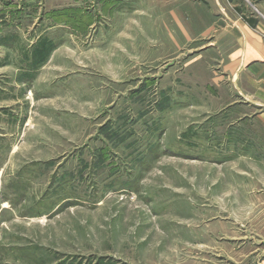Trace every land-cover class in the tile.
Here are the masks:
<instances>
[{"label": "rangeland", "instance_id": "rangeland-1", "mask_svg": "<svg viewBox=\"0 0 264 264\" xmlns=\"http://www.w3.org/2000/svg\"><path fill=\"white\" fill-rule=\"evenodd\" d=\"M211 1L264 22V0H0L38 47L0 110V264H264V130L207 120Z\"/></svg>", "mask_w": 264, "mask_h": 264}, {"label": "crops", "instance_id": "crops-1", "mask_svg": "<svg viewBox=\"0 0 264 264\" xmlns=\"http://www.w3.org/2000/svg\"><path fill=\"white\" fill-rule=\"evenodd\" d=\"M110 2L118 5L120 0ZM208 3L213 12L206 20L207 50H211L209 56L221 57L206 69L207 120L223 123L222 137L241 138L242 129L252 127L247 124L264 130V22L247 24L229 3ZM9 10L0 11V110L14 103L15 91L37 81V18L32 22L21 9ZM24 18L29 19L28 30L22 24ZM249 108L254 112L242 111ZM216 132L212 127V136Z\"/></svg>", "mask_w": 264, "mask_h": 264}, {"label": "trees", "instance_id": "trees-1", "mask_svg": "<svg viewBox=\"0 0 264 264\" xmlns=\"http://www.w3.org/2000/svg\"><path fill=\"white\" fill-rule=\"evenodd\" d=\"M251 23V25H253L254 26V22H250Z\"/></svg>", "mask_w": 264, "mask_h": 264}]
</instances>
